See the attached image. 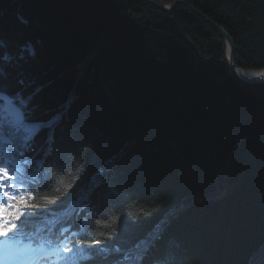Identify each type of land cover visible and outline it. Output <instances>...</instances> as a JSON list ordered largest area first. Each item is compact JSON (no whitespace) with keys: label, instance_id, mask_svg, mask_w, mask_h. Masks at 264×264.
Segmentation results:
<instances>
[{"label":"trees","instance_id":"obj_1","mask_svg":"<svg viewBox=\"0 0 264 264\" xmlns=\"http://www.w3.org/2000/svg\"><path fill=\"white\" fill-rule=\"evenodd\" d=\"M182 1L227 32L236 67H264V0ZM0 42V86L35 92L40 123L31 167L8 146L41 205L9 239L145 241L143 264H264V88L228 73L215 28L150 0H0Z\"/></svg>","mask_w":264,"mask_h":264},{"label":"snow or ice","instance_id":"obj_2","mask_svg":"<svg viewBox=\"0 0 264 264\" xmlns=\"http://www.w3.org/2000/svg\"><path fill=\"white\" fill-rule=\"evenodd\" d=\"M3 42H0L2 46ZM10 55L5 52L0 54V61L9 60ZM3 76V70L0 69V77ZM21 84L24 81L20 82ZM35 92L23 96L21 92H9L5 87L0 86V241H7L9 234L13 236L19 232V227L14 221H19L24 217L25 221L33 218L34 214L31 211L33 208H40V204L29 203L32 199L31 192L25 197L22 193L28 191L36 181L33 176L27 184L22 178L27 171L26 168L16 167L13 160L6 159L8 146L19 142L18 155L21 158L23 165L31 167L35 161L28 158L26 150L31 147V140L34 138L32 128L28 126L29 117L35 110L32 105V100ZM36 131H39L40 123L35 125ZM23 132L24 135L19 134ZM43 201H55L57 197L43 196ZM90 236L91 233H88ZM70 243V242H69ZM147 242H137L131 248L122 250L117 246L114 249H109L106 242L93 240L91 245L82 247L79 239L71 244V247L64 244L63 241L55 243L52 239H48L40 247L46 249L47 254L41 259L47 264H60L61 261L71 259L74 264H94L96 257L103 254V259L107 260V254L110 251L121 253V258L115 261V264H143L144 254L147 247L142 248V244ZM98 246V247H97ZM5 248L0 244V264H2ZM34 248H27L25 253L35 252ZM61 253H71V257L64 256ZM55 257V260L51 259Z\"/></svg>","mask_w":264,"mask_h":264},{"label":"water","instance_id":"obj_3","mask_svg":"<svg viewBox=\"0 0 264 264\" xmlns=\"http://www.w3.org/2000/svg\"><path fill=\"white\" fill-rule=\"evenodd\" d=\"M152 3H154L159 9L163 11H170L175 6H185L188 9L192 10L194 13H196L200 18H202L204 21H206L208 24H210L213 28H215L223 37L225 44H226V61L228 65V73L232 75V77L242 86L260 90L264 88V79L262 80H251L247 79L246 77L240 76L236 70L237 67L235 66L234 62V46L233 42L230 38V36L227 34V32L217 25L214 21L207 18L203 13L200 11L194 9L191 5L186 4L182 0H175L171 3H164L162 0H150Z\"/></svg>","mask_w":264,"mask_h":264},{"label":"rangeland","instance_id":"obj_4","mask_svg":"<svg viewBox=\"0 0 264 264\" xmlns=\"http://www.w3.org/2000/svg\"><path fill=\"white\" fill-rule=\"evenodd\" d=\"M28 126L30 128H32V130L35 129V125L34 124H28ZM0 244H3L5 251H4V257L2 260V264H11L15 259L17 260H21L22 259V255L23 256H28L31 253H25L24 250L27 249L28 244L27 243H23L20 241H14V242H0ZM33 253V252H32ZM44 253L41 252L40 250L35 254V256ZM35 256H29L27 259H31V257H35Z\"/></svg>","mask_w":264,"mask_h":264},{"label":"bare ground","instance_id":"obj_5","mask_svg":"<svg viewBox=\"0 0 264 264\" xmlns=\"http://www.w3.org/2000/svg\"><path fill=\"white\" fill-rule=\"evenodd\" d=\"M226 46V44H225ZM236 72L243 77L251 80H262L264 79V67L258 69H246L237 67Z\"/></svg>","mask_w":264,"mask_h":264}]
</instances>
